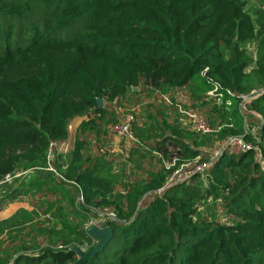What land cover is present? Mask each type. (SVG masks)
<instances>
[{
    "label": "trees",
    "instance_id": "1",
    "mask_svg": "<svg viewBox=\"0 0 264 264\" xmlns=\"http://www.w3.org/2000/svg\"><path fill=\"white\" fill-rule=\"evenodd\" d=\"M176 88L212 127L230 125L192 137L243 135L256 149L223 152L202 175L167 187L156 157L159 168L145 182L117 188L97 138L116 122L126 95L137 94L132 89ZM261 88L264 0H0V211L32 191L46 199V212L56 207L52 200L64 203L68 188L82 198L81 208L68 211L76 221L66 225L58 245L31 253L0 249V264L75 263L97 243L80 225L90 208L108 209L118 221L109 225L107 244L80 264H264V168L258 161L264 159V91L237 109L241 96ZM75 117L85 119L64 160L54 148ZM246 119L253 135L241 132ZM132 133L139 146L126 161L166 143L179 149V160L203 156L171 135L149 146L142 141L147 129L133 125ZM48 154L59 175L45 170ZM29 171L34 176L26 182L14 177ZM209 198L218 202L223 221L197 214ZM13 215L0 222V233L22 226Z\"/></svg>",
    "mask_w": 264,
    "mask_h": 264
},
{
    "label": "rangeland",
    "instance_id": "2",
    "mask_svg": "<svg viewBox=\"0 0 264 264\" xmlns=\"http://www.w3.org/2000/svg\"><path fill=\"white\" fill-rule=\"evenodd\" d=\"M246 50L249 55L254 53V46L248 45ZM160 93V92H159ZM159 93L150 91L148 93H139L136 97L127 94L125 100L121 101L116 107V114H114L115 120H119L124 114H132L134 116V125L142 126L148 130V134L142 140L143 143L149 146L151 142L158 139L160 136H174L177 139L183 140L186 144H189L191 148H196L204 156V151L210 149L216 142L215 138L210 140H202L190 134L185 125L183 116L177 113V106H189V99L185 94L184 89L176 88L166 90L160 94L168 95L169 98L174 99V103L171 105H165L158 101ZM200 108V107H199ZM199 108H197L199 110ZM120 110V111H117ZM204 114V113H203ZM84 117H75L68 122L67 125V138L66 140L56 148H54L53 155H59L64 160L68 156L74 136L76 133V127L81 121H84ZM252 124L246 121L242 125L241 132H251ZM214 141V142H213ZM194 143V144H193ZM122 146L123 143L121 142ZM145 157L138 161L132 159L126 161L125 155L121 153V156H111L108 154V160L110 163V173L115 178L118 188L119 185L125 182H145L149 173L155 172L159 168V162L157 158L149 153L150 149H147ZM157 151L162 156H165L166 161L172 157H176L179 154V149L172 143H166L159 149H151ZM143 151H145L143 149ZM53 161V158H50ZM63 159L59 160V165L63 162ZM264 168V159L259 157L258 160ZM54 162V161H53ZM52 163V162H51ZM50 166L53 167V164ZM113 170L117 171V174H113ZM56 174H60L59 170H55ZM33 171L23 172V182L28 178L34 176ZM10 181V180H9ZM7 181V182H9ZM4 190V189H3ZM51 201V196H46ZM53 197V196H52ZM42 198V197H41ZM78 193L68 188V193L63 199L64 203L59 205V202L52 200L56 204V207H52L49 212H46L45 205L41 202L45 201V198L40 199V192H29L23 195L16 196L12 199L11 203L2 211H0V222L7 220L13 214V218L17 217L16 222H21L22 226L16 229L5 228V232L0 233V249L4 248H28L27 253L37 251L47 244L58 245L60 238L64 235V229L68 223L76 221L72 212H68L71 207L81 208V203L77 202ZM53 199H57L54 195ZM69 208V209H68ZM110 211L108 209H95L90 208V215L87 219L81 222V228H90L96 220L97 214L95 211ZM197 214L207 220H222L221 214L218 209V202L212 199H208L205 203L198 205ZM48 216L49 219H46ZM223 221V220H222ZM57 241L52 240L56 239ZM66 245H69L66 243ZM77 249L74 244L67 246Z\"/></svg>",
    "mask_w": 264,
    "mask_h": 264
},
{
    "label": "built area",
    "instance_id": "3",
    "mask_svg": "<svg viewBox=\"0 0 264 264\" xmlns=\"http://www.w3.org/2000/svg\"><path fill=\"white\" fill-rule=\"evenodd\" d=\"M250 56L254 60V53ZM263 91L264 88H261L257 91H250L245 96H241L237 103L238 111L242 112L244 110V105L256 93ZM212 93L213 91L209 92L208 94L211 95ZM158 101L165 105H170L171 102H174L173 99L169 98V96L165 94H159ZM177 113L183 116L187 130L199 136L212 135L219 131V129L223 126L230 127V125L219 124H216L215 127H212L203 114H201L198 110L189 107L188 105L177 106ZM133 125L134 116L130 113L122 115L119 120L114 123H109L105 127V134L107 136H114L119 140L120 143H123V149L121 153L125 156L132 148L139 146V142L132 133ZM250 134L253 135V130L250 132ZM253 139L255 142H258L255 137H253ZM255 146L256 145L254 144L246 142L243 138V135H227L216 142L210 149L204 151L206 156L201 153L203 156L198 155L191 160H179L177 157H172L170 160L166 161L157 151H152L151 154L161 160L162 167L165 171H167V175L163 184V187H167L172 184L187 182L194 175H202L208 170V168H210L216 158L219 157V155L223 152H227L231 155H238L245 150H255ZM144 149L147 150L146 148ZM50 158L51 156L48 154L44 166L45 170L57 175L54 168L50 166ZM22 174L23 173H18L14 175V177H18ZM113 174L116 175L117 171L113 170ZM9 180V177H5L3 182H7ZM77 202L82 203V198L80 196H78ZM95 213L97 214L96 220L91 227L102 229L103 227L109 226L111 223L118 221L116 215L113 212L102 210L100 212L95 211ZM45 217L46 219H49L48 216ZM88 229L89 228H85L86 231H88ZM57 249L62 248L57 246Z\"/></svg>",
    "mask_w": 264,
    "mask_h": 264
},
{
    "label": "water",
    "instance_id": "4",
    "mask_svg": "<svg viewBox=\"0 0 264 264\" xmlns=\"http://www.w3.org/2000/svg\"><path fill=\"white\" fill-rule=\"evenodd\" d=\"M135 89H132L134 91ZM96 106L100 108L102 106V102L99 98L95 99ZM88 234L97 241L95 246L86 252L85 254L78 253V260L73 264H80L83 261L92 257L95 253L99 252L110 240L112 235V230L109 226L103 227L102 229H98L96 227H90L88 229Z\"/></svg>",
    "mask_w": 264,
    "mask_h": 264
},
{
    "label": "crops",
    "instance_id": "5",
    "mask_svg": "<svg viewBox=\"0 0 264 264\" xmlns=\"http://www.w3.org/2000/svg\"><path fill=\"white\" fill-rule=\"evenodd\" d=\"M132 93H137L136 95H131L133 97H136L137 95H139V93L137 92V89L132 91ZM117 111H120V110H117ZM116 113L117 112L115 111V114ZM97 144L99 145L98 152L104 154L106 158L108 157V154H111V156H114V157L121 156L123 147L120 145V142L116 137L107 136V135L100 136L99 138H97Z\"/></svg>",
    "mask_w": 264,
    "mask_h": 264
}]
</instances>
